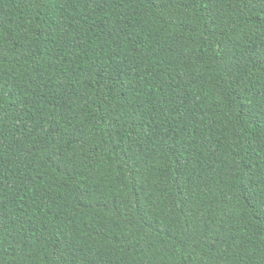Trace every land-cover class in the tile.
Returning a JSON list of instances; mask_svg holds the SVG:
<instances>
[{
  "label": "trees",
  "instance_id": "16d2710c",
  "mask_svg": "<svg viewBox=\"0 0 264 264\" xmlns=\"http://www.w3.org/2000/svg\"><path fill=\"white\" fill-rule=\"evenodd\" d=\"M0 264H264V0H0Z\"/></svg>",
  "mask_w": 264,
  "mask_h": 264
}]
</instances>
